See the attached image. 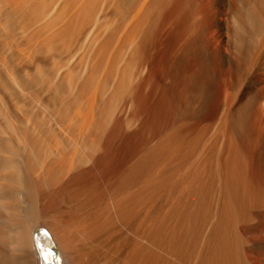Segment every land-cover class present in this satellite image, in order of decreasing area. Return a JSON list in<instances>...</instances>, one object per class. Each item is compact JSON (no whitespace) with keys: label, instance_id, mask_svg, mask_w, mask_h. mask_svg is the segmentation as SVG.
I'll use <instances>...</instances> for the list:
<instances>
[{"label":"bare ground","instance_id":"6f19581e","mask_svg":"<svg viewBox=\"0 0 264 264\" xmlns=\"http://www.w3.org/2000/svg\"><path fill=\"white\" fill-rule=\"evenodd\" d=\"M43 243L264 264V0H0V264Z\"/></svg>","mask_w":264,"mask_h":264},{"label":"rangeland","instance_id":"374dc122","mask_svg":"<svg viewBox=\"0 0 264 264\" xmlns=\"http://www.w3.org/2000/svg\"><path fill=\"white\" fill-rule=\"evenodd\" d=\"M40 232H42V229L40 230ZM35 237H36V235H35Z\"/></svg>","mask_w":264,"mask_h":264}]
</instances>
